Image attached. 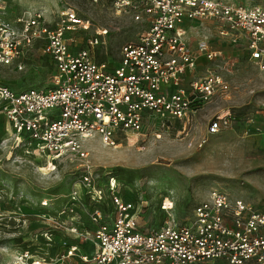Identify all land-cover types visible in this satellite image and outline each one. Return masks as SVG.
I'll list each match as a JSON object with an SVG mask.
<instances>
[{
	"label": "built area",
	"instance_id": "1",
	"mask_svg": "<svg viewBox=\"0 0 264 264\" xmlns=\"http://www.w3.org/2000/svg\"><path fill=\"white\" fill-rule=\"evenodd\" d=\"M90 1L110 2L117 13L145 21L136 38L121 45L115 67L97 62L92 51L106 29L98 30L87 46L70 47L64 34L87 28L72 11H60L54 27L43 22L40 12L13 21L0 16V64L16 63L21 69V58L36 42L52 62L47 87L15 90L0 81V117L14 143L46 157L52 168L58 159L82 162L57 212L70 218L68 225L58 223L76 239L64 257L77 256L86 264H264V209L211 188L188 220H176L171 200L164 197L162 222L140 227V204L121 193L114 176L104 173L103 181L102 174H94L84 147L94 136L114 146L118 134L139 132L149 118L162 125L187 121L216 93L228 90V82L212 70L185 81L199 58L215 62L225 57L205 36L192 47L187 22H210L218 39L243 40L249 60L264 70V6L226 0ZM230 60L233 64L237 58ZM228 123L227 114L217 116L207 131L216 134Z\"/></svg>",
	"mask_w": 264,
	"mask_h": 264
},
{
	"label": "rangeland",
	"instance_id": "2",
	"mask_svg": "<svg viewBox=\"0 0 264 264\" xmlns=\"http://www.w3.org/2000/svg\"><path fill=\"white\" fill-rule=\"evenodd\" d=\"M226 1L264 6V0ZM60 11L74 12L87 26L64 34L73 50L87 46L98 30H107L92 51L97 62L111 67L119 64L121 45L145 27L144 20L117 13L106 1L0 0V16L10 21L40 12L43 22L54 27ZM204 36L225 57L199 64L194 76H186L185 81L212 70L228 82L226 92L216 93L187 121L162 125L156 118L146 119L139 132L118 134L114 146L97 136L84 141L86 161L94 174H102L103 181L104 173L119 183L124 180L119 185L121 193L140 204V227L160 222L164 197L171 200L176 220H188L211 188L264 209V70L249 60L243 40L233 44L203 28L195 39ZM20 63L21 69L16 63L0 64V81L15 90L50 85L51 61L40 42L25 51ZM225 114L228 125L209 134L208 123ZM48 161L27 147L16 146L7 122L0 117V264H86L77 256L64 257L76 239L59 225L60 221L68 225L70 218L57 213L81 173L82 162L63 158L54 161L52 168ZM74 248L83 251L79 244Z\"/></svg>",
	"mask_w": 264,
	"mask_h": 264
},
{
	"label": "crops",
	"instance_id": "3",
	"mask_svg": "<svg viewBox=\"0 0 264 264\" xmlns=\"http://www.w3.org/2000/svg\"><path fill=\"white\" fill-rule=\"evenodd\" d=\"M201 26H206L208 28H204V27H201ZM201 28L205 29V30H211L215 35H217V27L214 26L212 23L210 22H198V21H194V22H187L185 25H184V29H185V34H186V38L189 40L190 44L192 47H196V35H199V32L201 33ZM216 37V36H215ZM217 47V46H215ZM200 61V62H199ZM203 62L207 63L206 60L204 58H199L198 59V62H197V65L196 67L200 64L202 65ZM193 71L189 72L187 74V77L188 75L190 76H194L193 75ZM189 79H194L192 77H190Z\"/></svg>",
	"mask_w": 264,
	"mask_h": 264
},
{
	"label": "trees",
	"instance_id": "4",
	"mask_svg": "<svg viewBox=\"0 0 264 264\" xmlns=\"http://www.w3.org/2000/svg\"><path fill=\"white\" fill-rule=\"evenodd\" d=\"M51 66H52V62H51ZM123 181H124V180H123ZM123 181L120 182V183H122V185H123V183H124ZM127 199H129V198L127 197ZM161 211H162V210H161ZM163 218H164V217H163ZM163 218L160 220V222H158V224H156V226H158V225L162 222Z\"/></svg>",
	"mask_w": 264,
	"mask_h": 264
}]
</instances>
